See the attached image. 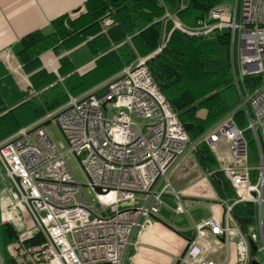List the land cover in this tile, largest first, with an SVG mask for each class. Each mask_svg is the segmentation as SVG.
Wrapping results in <instances>:
<instances>
[{
  "label": "built area",
  "instance_id": "obj_1",
  "mask_svg": "<svg viewBox=\"0 0 264 264\" xmlns=\"http://www.w3.org/2000/svg\"><path fill=\"white\" fill-rule=\"evenodd\" d=\"M210 17L231 29L233 45L239 38L241 78L235 61L232 72L241 99L196 139L145 60L137 56L117 74L80 95H70L59 108L0 141V162L17 190L14 215L2 221L13 223L15 217L24 225L9 246L16 264H126L137 230L151 221L165 192L175 195L177 212L187 211L167 173L178 157L189 149L196 151L201 143L215 154L234 195L212 204V215L196 225L174 264H252L253 259L264 264V0H236L234 7L222 4L210 11ZM112 22L107 18L104 24ZM209 26L199 21V29ZM11 56L10 51L4 55L8 67L30 88L29 75ZM56 61L48 56L45 64L57 73ZM246 76H259L251 90ZM238 109L256 144L254 167L249 165L245 130L236 122ZM46 121L60 128L66 151L56 144ZM73 157L87 177L88 193L69 167ZM238 205L253 209L245 228L235 217ZM36 232L44 241L27 244ZM0 264H6L1 244Z\"/></svg>",
  "mask_w": 264,
  "mask_h": 264
},
{
  "label": "trees",
  "instance_id": "obj_2",
  "mask_svg": "<svg viewBox=\"0 0 264 264\" xmlns=\"http://www.w3.org/2000/svg\"><path fill=\"white\" fill-rule=\"evenodd\" d=\"M228 0H88L76 15L59 16L51 27L20 39L12 49L17 64L29 75L31 87L22 86L7 63L0 59V141L19 128L35 122L64 104L70 95H80L117 74L137 56L143 58L161 92L183 124H192L189 135L196 139L237 101L229 100L234 88L232 32L216 25L210 11ZM170 14V15H169ZM107 18L113 22L105 25ZM199 21L210 24L199 29ZM84 43L94 66L79 71V57L72 48ZM57 54V73L43 66L42 57ZM259 76H246L251 90ZM24 85V84H23ZM201 109L205 114H199ZM242 110L235 114L242 122ZM200 162L222 197L234 195L228 181L216 169V158L206 144L196 149ZM235 214L249 215L238 205ZM13 223L0 224V244L6 264H16L8 246L17 240ZM34 235L27 244H39Z\"/></svg>",
  "mask_w": 264,
  "mask_h": 264
},
{
  "label": "crops",
  "instance_id": "obj_3",
  "mask_svg": "<svg viewBox=\"0 0 264 264\" xmlns=\"http://www.w3.org/2000/svg\"><path fill=\"white\" fill-rule=\"evenodd\" d=\"M88 0H0V59L11 52L21 38L36 30L51 27L52 21L63 15H76L84 9ZM68 52L79 57L80 73L90 70L94 60L89 57L84 43ZM53 53V52H52ZM167 180L187 203V211L176 210L177 201L172 192L162 195L163 204L152 214L151 221L138 229L126 264H174L183 254L188 239L194 235L195 227L190 211L197 205L205 204L212 215L211 206L220 195L210 171L200 162L197 152L187 150L169 167ZM214 211L220 213V207ZM187 218L194 222L188 227ZM206 218H203L204 220ZM141 220H145L144 217ZM222 255V254H221ZM226 257V255H223ZM223 256H220L223 258Z\"/></svg>",
  "mask_w": 264,
  "mask_h": 264
},
{
  "label": "rangeland",
  "instance_id": "obj_4",
  "mask_svg": "<svg viewBox=\"0 0 264 264\" xmlns=\"http://www.w3.org/2000/svg\"><path fill=\"white\" fill-rule=\"evenodd\" d=\"M187 1L188 0H183V4H185ZM224 4L231 5L232 7H234L236 5V0H228ZM240 13H241V6L239 7V14ZM240 22H241V15H239V18H238V24ZM239 52H240V41H239V38H237L235 44L234 45L232 44L231 62L232 61L236 62V67H237V70H238V76H239V78H241V76L239 75V70H240L239 69L240 68ZM4 55L2 57L3 60H5V58H6V57H4ZM11 55H12L11 58H12L13 62L17 63V58L13 54L12 51H11ZM48 56H54V57L57 58L58 55L55 54V53H52L50 51L48 53H46L45 55H43L42 63H43V66L46 67V68H49L45 64ZM5 62H6V60H5ZM92 63L93 62H91L90 64H92ZM90 64H88L87 66H90ZM87 66L81 67L80 68V72H82L84 69H86ZM49 70H51V69L49 68ZM10 71L12 72V70H10ZM12 73L15 74L14 72H12ZM15 75L17 76L16 80L21 82V84H22L23 81L20 80V77L17 74H15ZM23 84H22V86H25V84L24 85ZM234 88L235 89L233 91H231L229 100L237 101V104L235 105V106H237L239 104V102H240L241 95L239 94V91H238V88H237L236 85H234ZM246 95H247V93H245V96ZM59 107H57V108H59ZM199 114L204 115L205 114V110L201 109L199 111ZM111 115H112V113H111ZM48 127H49V131H50L51 135L53 136L56 144L59 146V148H61L62 151H66L67 148H68V145H67V143L65 141V138H64L60 128L57 125L53 124V123L48 124ZM240 127L245 130L244 134H245V137L247 138V140L249 142V145H248L249 165L254 167V166H256L258 164V160H257V156H256V144L253 141V136H252L251 131L247 130L248 123L247 122H242L240 124ZM214 156H215V154H214ZM216 161H217V164L219 166V161L217 159H216ZM68 164H69V167H70V169H71L76 181L78 183L82 184L84 191L86 193H88L90 188L87 186V184H88L87 183V177H86L85 173L83 172L82 167H81L80 162L78 161V159L76 157H73V158H71L68 161ZM216 169L219 170V167H216L215 170ZM16 192H17V190H16L15 184L9 178H7V176L5 174V171L3 169V165L0 162V224L3 222L2 221L3 219H5L7 217H12L14 215L13 214V203H14V197H15ZM91 196L94 197V194H91ZM109 212L111 213L112 210L109 209ZM190 214L192 215L193 220L196 223H198L200 221H203L202 220L203 218H209L211 216V213L208 210L207 206L205 204H203V203L201 205H197L196 207H194L190 211ZM14 220H15V222H13L15 224L14 227H16L18 233H23L24 225L22 224L20 219H17V218L15 219V217H14ZM186 222H187L188 227L191 228V227L194 226V222L191 221V219L187 218ZM36 234H37V236L40 237L41 242L44 241L42 236H41V234H40V232H36ZM17 238H18V235H17ZM9 246L7 248L8 252H9ZM218 256H219V254H218Z\"/></svg>",
  "mask_w": 264,
  "mask_h": 264
},
{
  "label": "water",
  "instance_id": "obj_5",
  "mask_svg": "<svg viewBox=\"0 0 264 264\" xmlns=\"http://www.w3.org/2000/svg\"><path fill=\"white\" fill-rule=\"evenodd\" d=\"M46 124H49V121H46ZM184 126H185V129L187 131H190V129L192 127V124L186 123V124H184ZM98 190H100V189L98 188ZM252 212H253V209L252 208H249V213L252 214ZM235 217H236L238 223L240 224V226L242 228H245L246 222H251V220H252V217H249V216H239V215H235ZM255 252H256V246L254 244H252V255H255ZM252 264H257V261L255 259H253L252 260Z\"/></svg>",
  "mask_w": 264,
  "mask_h": 264
},
{
  "label": "flooded vegetation",
  "instance_id": "obj_6",
  "mask_svg": "<svg viewBox=\"0 0 264 264\" xmlns=\"http://www.w3.org/2000/svg\"><path fill=\"white\" fill-rule=\"evenodd\" d=\"M249 217H251V215H249Z\"/></svg>",
  "mask_w": 264,
  "mask_h": 264
}]
</instances>
